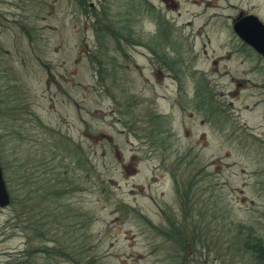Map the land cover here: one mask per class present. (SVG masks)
<instances>
[{"label":"rangeland","instance_id":"1","mask_svg":"<svg viewBox=\"0 0 264 264\" xmlns=\"http://www.w3.org/2000/svg\"><path fill=\"white\" fill-rule=\"evenodd\" d=\"M123 1L90 7L106 4L113 18ZM146 1L172 24L182 61L205 73L218 101L226 95L235 125L221 133L183 112L182 92L191 94L193 84L159 71L145 48L116 59L111 45L102 53L83 0H0V150L8 192L18 197L30 174L34 180L46 170H53L48 176L64 171L59 164L74 167V156L54 150L53 138L78 150L93 170L90 179L78 172L71 194L51 205L47 229L39 218L33 223L12 208L0 210V264H85V254L92 264H171L173 244L153 227L164 213L183 216L178 189L187 190L191 160L212 179L196 188L186 223L207 236L212 253L181 256L179 264H232L224 258L225 223L231 230L232 223L253 225L264 235V63L228 39L240 11L264 24V0ZM133 25L143 36L156 29L148 16ZM154 113L167 118L173 133L168 148L144 131ZM20 166L27 169L23 178ZM204 198L209 213H195ZM41 247L60 256L35 253Z\"/></svg>","mask_w":264,"mask_h":264},{"label":"trees","instance_id":"2","mask_svg":"<svg viewBox=\"0 0 264 264\" xmlns=\"http://www.w3.org/2000/svg\"><path fill=\"white\" fill-rule=\"evenodd\" d=\"M95 1L97 0H83L86 8L85 14H87L92 20L96 43L98 44V48L103 50L102 53L105 52V55H107L109 52L107 48L111 45L114 51V53H111L113 56L112 58L116 59V56L119 53H125L126 49L137 47L145 48L150 59L154 61L153 64H158L157 67L159 71L178 81H180L181 78H186L187 81L190 79L193 84L191 94H189L186 89L182 92V96L187 99L184 100L183 106L186 104L185 108L188 109L183 112H189L195 116L197 115L202 119L204 124L208 125L210 128H214L217 132L224 133L226 130H230V128L233 127L231 126V123H234L235 125L234 119L230 122V118L232 119L233 117L226 111L227 106L225 103L227 101L224 100L226 95L223 94L221 101H218L215 94L211 92L214 85L205 78L206 76L197 71H193V68H189L186 65V61H182L184 59H182L176 43L178 42V35H175V29L164 15H160L156 11V8L146 0H124L122 5L123 10L116 12L115 16L111 18L106 11L108 8L105 6L106 4H100L101 6L93 4L90 7V2ZM90 8L91 13H88ZM145 16H148L156 27L153 35L147 33L143 36L140 32L134 31L133 23L135 21L143 20ZM245 47L243 48L246 49ZM248 48L254 56H256L252 57L259 61L260 57L254 53L255 51H252V49L247 46V49ZM235 53L247 58V55L243 52ZM143 122H145V125L143 124L144 131H147L149 136L152 137L150 138L151 141H161L160 146L162 148L164 147V149L170 146V138H173V133L168 126L167 118L161 114L154 113L148 121L144 120ZM234 134L236 133H231V135ZM52 145L53 149L59 150L64 157L72 154L75 158L74 167L70 168L68 165L65 166L59 164L61 167L56 168L65 169L64 171L54 174L52 173L48 176L47 174L53 170H46L34 180L32 178L29 179L31 176L30 174L27 177L28 181L23 183L21 193L19 191L18 197L9 192L11 194V202L8 208H12L14 213H17L15 216L17 218L22 216L23 219L28 220L29 222L33 220V223L36 222L35 218H39L40 223L46 225V229L49 225L50 213L52 212L51 205L71 194L74 190L73 186H75L76 180L80 177L77 175L78 172H80L84 178L87 177V179H90V173L93 171L92 168L87 169L84 156L81 153L78 154V150L73 152L67 142L64 143L63 140H60L59 138H53ZM182 158L185 160V157ZM184 160L182 161L184 162ZM191 161L192 162H190L189 165L192 167L193 175L187 181L189 185H185L187 190H185L184 193H181L180 189H178V194L183 204L180 215L183 216L177 219L176 212H170V215L164 213V217H162L164 219H162L163 223L161 226L157 228L153 227L158 238L164 239L167 243L171 242L173 244L172 247H170L172 251L171 264H179L178 261L181 256L190 260H196L203 254V252H206L207 255L212 253L209 247H205L207 244L209 245L207 242V236L203 233L198 234L194 226L193 228L190 226L188 227L186 223L188 220H191L190 214L194 213L192 208L190 209V205H192L193 198L197 195L196 188L200 186L199 184L201 181L208 184L207 181L212 179L209 174L208 180L206 181L207 176L204 172L205 167L202 168L198 166L199 164L197 165V162L193 160ZM0 165L3 176L6 178L7 167L1 150ZM62 166L65 168H62ZM26 171V168H23L22 166L19 167V175L22 178V175L26 174ZM8 186L9 183H7V188L9 189ZM21 196H24V201L21 200ZM205 199L206 198L201 202H198L199 206L202 207V211L200 212L199 207L198 211H195V213H209V210L205 209V206L209 205V202L207 203L208 198ZM195 217L197 218V216ZM45 225L41 226L39 229H35V232L44 230L42 227ZM224 225L229 228L227 238L228 249L230 252L228 251L224 256L226 260H229L232 264H264V235L260 233L258 228L253 225L236 226L232 223L231 225L233 226V229L231 230L229 224L225 223ZM200 231L203 232L204 229H201ZM220 244V237H217L215 245L218 246ZM216 248L219 249V247ZM37 252L50 258H58L60 256V254L53 251V249H48L46 247H41L38 251H35V253ZM216 255L219 256V253L216 252ZM81 257L84 260L83 263L92 264L93 261L90 263V259L92 258L91 255L85 254ZM69 259L71 261L74 260L72 256H69ZM13 263L14 259H9L4 264Z\"/></svg>","mask_w":264,"mask_h":264},{"label":"water","instance_id":"3","mask_svg":"<svg viewBox=\"0 0 264 264\" xmlns=\"http://www.w3.org/2000/svg\"><path fill=\"white\" fill-rule=\"evenodd\" d=\"M234 33L252 50L259 54L264 61V24L254 15L242 17L233 25ZM10 195L7 190L0 165V210L10 204Z\"/></svg>","mask_w":264,"mask_h":264},{"label":"flooded vegetation","instance_id":"4","mask_svg":"<svg viewBox=\"0 0 264 264\" xmlns=\"http://www.w3.org/2000/svg\"><path fill=\"white\" fill-rule=\"evenodd\" d=\"M248 15H252V14H248V13H246V14H243V11H240L234 18H233V20H232V25H231V32H232V35L233 36H229L228 37V39H233V41H235V42H237V43H239V44H245L235 33H234V31H233V25L237 22V21H239L242 17H245V16H248ZM246 45V44H245ZM247 46V45H246ZM249 47V46H248ZM254 51V50H253ZM256 55H258L259 57H260V59L262 60V62L264 63V61H263V59H262V57L259 55V54H257L256 52H254ZM231 54H235V55H237L238 57H239V59H241L242 61H243V57L242 56H239L237 53H235V52H231ZM243 54V53H242ZM245 60H247V58H244ZM194 69V68H193ZM198 73H204V72H200V71H197ZM205 74V73H204ZM203 74V75H204Z\"/></svg>","mask_w":264,"mask_h":264}]
</instances>
